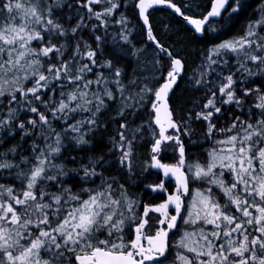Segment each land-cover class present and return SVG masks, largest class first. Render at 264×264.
Wrapping results in <instances>:
<instances>
[{"label":"snow or ice","instance_id":"1","mask_svg":"<svg viewBox=\"0 0 264 264\" xmlns=\"http://www.w3.org/2000/svg\"><path fill=\"white\" fill-rule=\"evenodd\" d=\"M249 7L0 0V264H264V0L237 34Z\"/></svg>","mask_w":264,"mask_h":264},{"label":"trees","instance_id":"2","mask_svg":"<svg viewBox=\"0 0 264 264\" xmlns=\"http://www.w3.org/2000/svg\"><path fill=\"white\" fill-rule=\"evenodd\" d=\"M174 2H177L179 4V3H183V0H174ZM203 2L206 3L207 0H203ZM249 3L252 5V7H249L245 11V13H243L242 16L240 17L239 23L236 25V29H235V31H236L237 34H239L242 31V28L245 25V23H246V21H247V19L249 17H251L253 19L256 18V14L253 11V9L257 6L258 0H249ZM172 18H173V14H172L171 10L166 9V8H163L161 11L157 12L156 13V17H155V19L157 21H162V20H167V19H172ZM175 20L178 21L176 27L178 29H180V31H178V33H177V38H180V37L187 38V37H189L191 35V33L184 30L188 26L185 25V23L182 21V19L180 17H178V16L175 17ZM172 43H176V40L175 39L172 40ZM182 46H184V45L177 44V47L178 48L179 47H182ZM192 47L195 48V47H198V45H192ZM194 59H195L194 57H191V56L189 57V62H188V71H189V74L191 73L192 67H194V64H193V60ZM184 88H185V82L182 81L180 83V88L177 91H183ZM197 95H199V93H197ZM188 106L190 107V105H188ZM236 114L238 115L239 113H236ZM228 122H230V121H228ZM197 127H199V126H197ZM193 138L196 139L198 137L194 136ZM185 143L187 144V141H185ZM203 147L204 148H207V147H210V145L205 144V145H203ZM138 151H139V153H140V155H141L142 158H147V151H148V144H147V142H145L144 147L138 149ZM191 151H193V152H195L197 154L196 157H190L191 159H196V158H199L201 160L204 159V154H203V151H202V148L201 147H195ZM165 162L171 163V162H174V161L171 158H169ZM137 163H139V164L142 165L143 160L138 161ZM153 175H155V173H153ZM151 179L152 178L150 177L149 178V181H151ZM167 183H166V185H167ZM195 187H200V185L197 184V185H195ZM136 190L137 191H140L142 189H136ZM223 202L224 201L222 199L221 200V203H223Z\"/></svg>","mask_w":264,"mask_h":264},{"label":"water","instance_id":"3","mask_svg":"<svg viewBox=\"0 0 264 264\" xmlns=\"http://www.w3.org/2000/svg\"><path fill=\"white\" fill-rule=\"evenodd\" d=\"M168 181H166V183H167Z\"/></svg>","mask_w":264,"mask_h":264}]
</instances>
